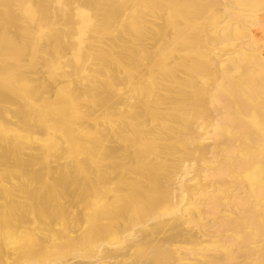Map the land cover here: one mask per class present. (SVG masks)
<instances>
[{"label":"bare ground","instance_id":"6f19581e","mask_svg":"<svg viewBox=\"0 0 264 264\" xmlns=\"http://www.w3.org/2000/svg\"><path fill=\"white\" fill-rule=\"evenodd\" d=\"M186 1L193 4L186 20L159 12L158 24L142 25L131 46L110 53L121 65L104 63L97 135L87 139L82 160L54 169L52 193L72 210L64 229L36 220L44 241L28 240L36 257L22 264H50L42 245L63 235L77 250L56 256L59 264H233L244 254V240L221 250L195 246L217 232L204 207L214 206L220 189L242 182L246 169L264 166V0ZM37 4L42 21L51 20L52 0ZM133 9L135 16L148 12L147 0H135ZM2 11L15 25L11 4ZM13 105L17 116L7 120L21 126L25 111ZM73 131L61 130L65 143ZM75 175L82 178L78 189L69 185ZM246 184L264 192V179Z\"/></svg>","mask_w":264,"mask_h":264},{"label":"rangeland","instance_id":"374dc122","mask_svg":"<svg viewBox=\"0 0 264 264\" xmlns=\"http://www.w3.org/2000/svg\"><path fill=\"white\" fill-rule=\"evenodd\" d=\"M134 2L52 0L56 11L51 20L42 21L38 0H0L1 13L4 4H11L10 14L16 20L11 26L9 19L0 15V23L6 21L0 27V102L5 116L0 117V264L34 261L36 254L28 240L44 241L35 230L36 220L48 224L59 221L54 226L64 229L60 224L72 208L52 193L54 169L82 160L87 139L97 135L102 120L104 63L121 65V59L117 61L110 53L121 45L124 50L131 46L142 25L152 21L158 24L159 12L174 14L178 22L188 18L193 5L186 0H147L148 12L135 16ZM181 12L185 14L179 16ZM164 26L159 23L157 29ZM127 54L125 51L129 58ZM116 93L111 86L110 100ZM13 104L25 111L27 121L21 126L7 120L17 116ZM45 119L51 122L49 129L42 122ZM69 125L74 131L69 135L70 142L65 143L61 130ZM9 136L15 139L10 145L6 142ZM58 147L64 148L62 154L55 153ZM254 147H249L248 153ZM261 147L264 151V145ZM36 148L45 151L37 154ZM263 179L264 166L258 162L241 174L242 182L217 192L214 206L204 207L206 214H213L214 220L209 221L217 232L195 248L221 250L244 240V254L233 264H264V192L251 190L246 184ZM79 180L82 178L75 175L70 187L78 189ZM228 219L237 220V225H230ZM65 239L63 235L53 244H43L41 257L50 264H59L54 261L58 255L71 257L77 248ZM206 264L227 263L214 259Z\"/></svg>","mask_w":264,"mask_h":264}]
</instances>
